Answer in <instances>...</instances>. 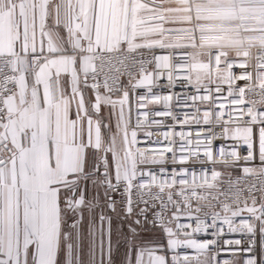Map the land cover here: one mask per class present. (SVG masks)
<instances>
[{
  "label": "snow or ice",
  "instance_id": "1",
  "mask_svg": "<svg viewBox=\"0 0 264 264\" xmlns=\"http://www.w3.org/2000/svg\"><path fill=\"white\" fill-rule=\"evenodd\" d=\"M0 264H264V47L0 0Z\"/></svg>",
  "mask_w": 264,
  "mask_h": 264
},
{
  "label": "crops",
  "instance_id": "2",
  "mask_svg": "<svg viewBox=\"0 0 264 264\" xmlns=\"http://www.w3.org/2000/svg\"><path fill=\"white\" fill-rule=\"evenodd\" d=\"M164 6L175 18L192 19L193 24L199 22L209 35L217 12L242 9L249 44L264 46V0H164Z\"/></svg>",
  "mask_w": 264,
  "mask_h": 264
},
{
  "label": "built area",
  "instance_id": "3",
  "mask_svg": "<svg viewBox=\"0 0 264 264\" xmlns=\"http://www.w3.org/2000/svg\"><path fill=\"white\" fill-rule=\"evenodd\" d=\"M212 36L223 41L229 49H247L249 46L248 27L242 9L219 11L215 14ZM264 47V46H261Z\"/></svg>",
  "mask_w": 264,
  "mask_h": 264
}]
</instances>
